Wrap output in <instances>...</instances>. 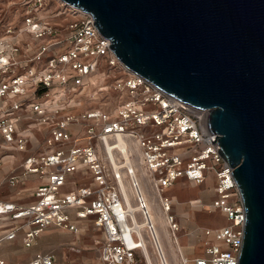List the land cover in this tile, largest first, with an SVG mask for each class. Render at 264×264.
<instances>
[{
	"label": "built area",
	"instance_id": "built-area-1",
	"mask_svg": "<svg viewBox=\"0 0 264 264\" xmlns=\"http://www.w3.org/2000/svg\"><path fill=\"white\" fill-rule=\"evenodd\" d=\"M21 7V22L0 34V164L12 152H28L8 182L21 185L20 198L33 199L0 200V244L19 237L32 248L49 228L79 235L91 219L101 233L95 264H137L141 246L122 189L132 175L135 156L124 157L132 143L168 211L174 203L167 188L212 178L210 210L229 223L204 230L215 242L190 264H238L245 211L207 112L129 70L90 14L61 0H21ZM110 93L118 97L113 105L99 101ZM94 100L99 105L90 107ZM76 176L85 184L63 190ZM30 179L39 185L26 187ZM55 262L54 252L39 250L26 264Z\"/></svg>",
	"mask_w": 264,
	"mask_h": 264
},
{
	"label": "water",
	"instance_id": "water-1",
	"mask_svg": "<svg viewBox=\"0 0 264 264\" xmlns=\"http://www.w3.org/2000/svg\"><path fill=\"white\" fill-rule=\"evenodd\" d=\"M61 1L129 70L207 112L245 211L238 264H264V0Z\"/></svg>",
	"mask_w": 264,
	"mask_h": 264
},
{
	"label": "rangeland",
	"instance_id": "rangeland-1",
	"mask_svg": "<svg viewBox=\"0 0 264 264\" xmlns=\"http://www.w3.org/2000/svg\"><path fill=\"white\" fill-rule=\"evenodd\" d=\"M57 7V4H52L53 9ZM22 13L21 0H0V34L8 25L19 24ZM99 101L106 102L110 106L118 101V97L114 93H110V95L101 97ZM99 101L94 100L89 106L96 107L99 105ZM10 170L9 175L19 172L20 168L13 167ZM85 182L80 176H76V180L69 181L63 190H72ZM213 186L214 182L209 176L198 185H193L182 179L164 191L165 195L170 197L175 195L179 199L178 202L175 201L171 205L169 215L173 217V223L176 222L178 225V229L173 232L184 249L188 264L192 263L195 257L204 255L208 244L215 242L212 237L204 235V230L215 229L229 223L220 211L210 210L211 202L215 198ZM18 190V186H9V196L21 202H29L32 199L31 197L17 198ZM192 199H200L204 206L201 208L192 207L189 204ZM173 223L171 222V224ZM81 228L79 235L57 228H49L38 238L37 244L31 249L24 248L21 238H18L19 243H12V248L8 250L10 260L7 263L26 264L31 259L32 253L41 250L54 252L58 257V264H95L98 255L96 240L100 238L101 233L94 227L91 219L81 222ZM71 242H75V245H71ZM137 264H145L140 251L137 252Z\"/></svg>",
	"mask_w": 264,
	"mask_h": 264
},
{
	"label": "bare ground",
	"instance_id": "bare-ground-1",
	"mask_svg": "<svg viewBox=\"0 0 264 264\" xmlns=\"http://www.w3.org/2000/svg\"><path fill=\"white\" fill-rule=\"evenodd\" d=\"M119 141L124 143L125 139L120 136ZM130 145L131 148L124 152V157L129 158V153H133L134 165H129L132 175L122 181V189L131 222L134 224V232L140 241V252L144 262L145 264H187L188 258L184 249L176 234L170 229L172 224L168 208L163 204L155 184L146 177L145 170L138 160L139 151L136 144ZM171 198L173 203L179 201L175 195ZM189 204L195 208L204 206L198 199L190 200Z\"/></svg>",
	"mask_w": 264,
	"mask_h": 264
},
{
	"label": "crops",
	"instance_id": "crops-1",
	"mask_svg": "<svg viewBox=\"0 0 264 264\" xmlns=\"http://www.w3.org/2000/svg\"><path fill=\"white\" fill-rule=\"evenodd\" d=\"M0 142H1V135H0ZM0 154H2L1 150H0ZM27 155H28V152H22V153L21 152H12L11 154H9V155H7V156H5L3 158L2 163L0 164V200H13V201H16V200H14V198L10 197L9 194H8L9 186H11L9 184V182H8V176H9V172L11 171L10 168L18 167L21 170V163H22V161L24 160V158ZM19 156H20V158H18ZM37 185H39V181L36 180V179H30V180L25 182V186L26 187H34V186H37ZM16 186H18V188H19V190H18V192L16 194V197L18 198L19 197L18 193L21 190V185H16ZM11 187H15V186H11ZM25 197H29V196H24L22 198H25ZM17 202H19V201H17ZM18 238L15 239L16 241L12 240V241H7V242H5L3 244H0V259L5 260L6 264H8L7 262L10 260V256H9L8 250L10 248H12V246H11L12 243L19 241ZM34 253H32V254H34ZM55 264H58V257L57 256H56Z\"/></svg>",
	"mask_w": 264,
	"mask_h": 264
}]
</instances>
